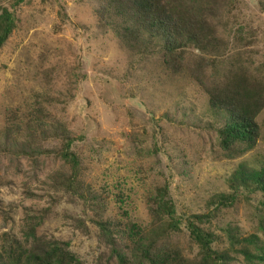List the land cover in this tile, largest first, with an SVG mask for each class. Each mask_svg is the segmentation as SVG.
Segmentation results:
<instances>
[{
  "label": "rangeland",
  "instance_id": "obj_1",
  "mask_svg": "<svg viewBox=\"0 0 264 264\" xmlns=\"http://www.w3.org/2000/svg\"><path fill=\"white\" fill-rule=\"evenodd\" d=\"M14 2L0 0L16 21L0 50V251L30 241L32 226L40 242L67 244L81 264H119L97 222H117L121 230L136 225L142 238L148 236L149 199L166 185L180 225L157 239L156 252L176 250L186 264L197 262L199 249L185 221L210 214L199 227L215 237L211 247L227 258L225 264H264L261 193L240 188L232 205L207 207L213 196L231 193L239 169L264 165V108L255 118L256 144L228 157L216 134L223 119L209 111L208 96L189 67L171 74L158 47L124 49L99 21L103 0H26L12 8ZM185 2L197 9L198 0ZM219 14L220 56L203 58L216 66L223 62L226 70L259 69L263 76L264 12L257 0H231ZM197 57L188 52L187 65L197 64ZM36 95L54 99L49 114L67 126L80 159L79 182L87 187L84 194L100 198L97 206L53 189L51 177L68 173L54 155L58 141L44 144L54 153L30 160L2 152L8 117L14 113L23 120ZM110 230L114 247L127 264H136L138 237L131 241L125 230Z\"/></svg>",
  "mask_w": 264,
  "mask_h": 264
},
{
  "label": "trees",
  "instance_id": "obj_2",
  "mask_svg": "<svg viewBox=\"0 0 264 264\" xmlns=\"http://www.w3.org/2000/svg\"><path fill=\"white\" fill-rule=\"evenodd\" d=\"M26 0H15L11 7L19 6ZM45 1V0H42ZM187 0H103L98 7L97 16L105 27L114 34L120 45L129 52L147 51L158 47L163 58V65L171 74L179 75L189 67L190 75L203 87L208 96L209 111L223 120L216 129L219 145L228 156H239L249 151L259 139V127L255 121L257 114L264 108V75L261 70L248 71V67L227 69L223 62L216 66L215 61H206V54H216L220 48L217 31L220 22V10L227 7L231 0H198L196 8L186 5ZM259 9L264 12V0H257ZM99 22V23H100ZM16 29L14 14L5 7H0V50ZM197 52V64L187 65L185 55ZM219 69L222 72H219ZM212 72V74H211ZM207 81L202 78L206 74ZM32 108L23 120L12 113L1 140L2 152L21 159H34L54 153L44 148L49 141H58L60 149L54 155L67 168L51 177L54 190L80 197L97 206L98 196L88 192L84 194L80 159L72 152L73 138L67 126L51 118L48 108L54 99L47 95H36ZM18 121V122H17ZM22 139V140H21ZM230 194L213 196L207 207L226 208L236 200L240 188L253 189L261 193L264 199V165L259 170L246 172L239 169L230 180ZM165 185L155 190L149 199L148 213L153 230L148 236L141 237V230L136 225L126 224L121 230L117 222H97V226L107 233L112 245V253L119 264H127L124 256L114 247L113 231L128 233L135 242L139 260L136 264H186L179 257L178 251L156 252L153 248L159 237H168L171 232L179 231L180 220L176 218L175 208ZM96 212V211H95ZM98 213V212H97ZM98 217H100L98 213ZM211 218L207 215H190L185 221L190 238L197 245L198 261L193 264H225L227 258L212 249L215 237L199 227ZM145 233V232H144ZM28 238L24 244L15 241L7 249L0 251V264H81L69 251L67 244L57 241L40 242L35 238L34 228L28 227ZM146 242V243H145ZM264 252V251H263Z\"/></svg>",
  "mask_w": 264,
  "mask_h": 264
}]
</instances>
